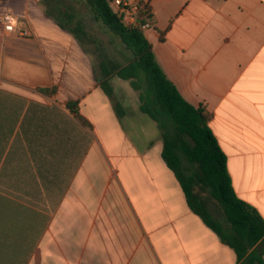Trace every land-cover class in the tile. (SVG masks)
<instances>
[{"label":"crops","instance_id":"obj_1","mask_svg":"<svg viewBox=\"0 0 264 264\" xmlns=\"http://www.w3.org/2000/svg\"><path fill=\"white\" fill-rule=\"evenodd\" d=\"M128 1L151 5L157 63L207 107L236 195L264 219V0ZM50 11L109 32L85 0H0L18 19L0 22V264H238L189 207L131 82L112 80L124 117L101 88L99 52L119 60Z\"/></svg>","mask_w":264,"mask_h":264},{"label":"trees","instance_id":"obj_2","mask_svg":"<svg viewBox=\"0 0 264 264\" xmlns=\"http://www.w3.org/2000/svg\"><path fill=\"white\" fill-rule=\"evenodd\" d=\"M92 17L102 23L130 53L125 64L99 52L100 85L113 101L119 117L125 108L114 99L112 80L130 81L139 93V109L156 122L163 143V159L175 173L192 211L211 228L237 256L238 264H264V219L252 205L235 193L228 171V159L210 127L211 113L203 104L194 106L183 98L156 61L152 45L144 31L125 24L109 0H85ZM138 19H152L149 2H139ZM81 44L96 39L73 15L62 17L49 12ZM61 17V18H60ZM52 95L54 89H39ZM83 125L90 126L79 113L76 102L66 106ZM213 199L223 218L214 215Z\"/></svg>","mask_w":264,"mask_h":264},{"label":"built area","instance_id":"obj_3","mask_svg":"<svg viewBox=\"0 0 264 264\" xmlns=\"http://www.w3.org/2000/svg\"><path fill=\"white\" fill-rule=\"evenodd\" d=\"M109 1L114 11L122 18L125 24L139 27L143 31L151 27L150 20L147 23H141L138 19L140 12L139 2L132 4L128 0ZM0 22L3 24L6 32H15L18 19L11 14H6L0 17ZM19 33L22 36H26L28 34V32L25 30H20Z\"/></svg>","mask_w":264,"mask_h":264},{"label":"rangeland","instance_id":"obj_4","mask_svg":"<svg viewBox=\"0 0 264 264\" xmlns=\"http://www.w3.org/2000/svg\"><path fill=\"white\" fill-rule=\"evenodd\" d=\"M89 32V31H88ZM90 33V32H89ZM93 38H96L97 44L96 46L103 47L107 49L112 57H116L119 62H124L126 60V55L128 54L124 46L116 39L112 38L110 33L105 29H96L95 33H90ZM112 38V39H111ZM102 48V49H103ZM143 116L144 121H146L149 125H155V122L146 114L140 113ZM209 205L214 212V215L218 218H223L222 212L217 206L216 202L213 199H209Z\"/></svg>","mask_w":264,"mask_h":264}]
</instances>
